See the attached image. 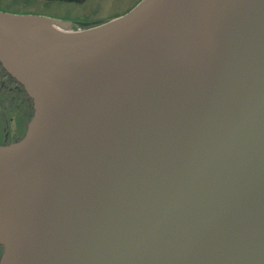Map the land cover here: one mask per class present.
I'll list each match as a JSON object with an SVG mask.
<instances>
[{"label": "water", "instance_id": "water-1", "mask_svg": "<svg viewBox=\"0 0 264 264\" xmlns=\"http://www.w3.org/2000/svg\"><path fill=\"white\" fill-rule=\"evenodd\" d=\"M71 27L0 11L32 104L0 145V264H264V0Z\"/></svg>", "mask_w": 264, "mask_h": 264}, {"label": "rangeland", "instance_id": "rangeland-1", "mask_svg": "<svg viewBox=\"0 0 264 264\" xmlns=\"http://www.w3.org/2000/svg\"><path fill=\"white\" fill-rule=\"evenodd\" d=\"M136 0H88L82 5L66 3L61 1H45V0H0V10L15 13H46L61 17H83V18H100L112 16L126 10ZM8 87L0 85V96L6 99L0 107L1 117L8 120V128L11 132L15 130L16 116L14 111L9 113L11 106V93L7 90ZM24 98L23 113L21 115L25 122L30 115V106ZM6 107V108H5ZM9 113V114H8ZM10 118V119H9Z\"/></svg>", "mask_w": 264, "mask_h": 264}, {"label": "flooded vegetation", "instance_id": "flooded-vegetation-1", "mask_svg": "<svg viewBox=\"0 0 264 264\" xmlns=\"http://www.w3.org/2000/svg\"><path fill=\"white\" fill-rule=\"evenodd\" d=\"M88 0H85L80 5L86 3ZM139 0H136L131 6H129L126 10H124L121 13L114 14L112 16H105L100 18H77V17H69L74 22V26L76 28L81 27H87L96 25L98 23H101L105 20H108L109 18L121 15L125 12H127L129 9H131ZM79 5V4H78ZM0 85L3 87H8V91L11 93V100L10 104L15 106H11V110H9V113L11 114L12 111H14L16 116V124H15V130L11 132L8 128V120H5L1 117L2 120H0V143H6L10 141L17 140L20 138L25 130V122L23 121L21 115L23 113V102H24V92L21 86H19L17 83L14 82L9 76L6 75V73L0 69ZM3 101L6 103V99L4 97L0 96V106L3 104ZM7 104V103H6ZM3 109V107H0ZM6 108V107H5ZM8 113V114H9ZM10 119V118H9ZM1 252V249H0Z\"/></svg>", "mask_w": 264, "mask_h": 264}, {"label": "trees", "instance_id": "trees-1", "mask_svg": "<svg viewBox=\"0 0 264 264\" xmlns=\"http://www.w3.org/2000/svg\"><path fill=\"white\" fill-rule=\"evenodd\" d=\"M23 96H24V98L27 100V97L25 96V94H24Z\"/></svg>", "mask_w": 264, "mask_h": 264}]
</instances>
